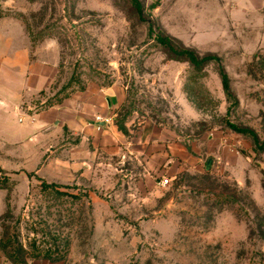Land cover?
<instances>
[{"label":"rangeland","instance_id":"1","mask_svg":"<svg viewBox=\"0 0 264 264\" xmlns=\"http://www.w3.org/2000/svg\"><path fill=\"white\" fill-rule=\"evenodd\" d=\"M136 1L0 0V39L55 68L50 84L22 101L21 115L88 83H117L125 90L116 117L123 132L127 122L130 135L147 123L165 141L214 133L235 149L173 174L166 166L145 171L126 149L84 157L69 173L47 157L39 170H17L0 139L7 264L16 250L19 264H264V148L226 125L248 127L264 141V46L241 56L233 21L209 17L208 2L219 0ZM160 35L218 61L194 67L159 44ZM62 145L54 147L56 163L66 160Z\"/></svg>","mask_w":264,"mask_h":264},{"label":"crops","instance_id":"2","mask_svg":"<svg viewBox=\"0 0 264 264\" xmlns=\"http://www.w3.org/2000/svg\"><path fill=\"white\" fill-rule=\"evenodd\" d=\"M208 4L209 17L217 15L225 19V24L231 20L237 27L236 32L241 35L238 43L245 48L241 56L264 46V0H219ZM254 26L257 30H252ZM243 30L247 31L246 35L241 33ZM54 74V66L30 61L25 45L0 39V139L12 153L10 158L14 159L17 170H39L38 165L43 157H47L46 161L55 168L60 169L63 165L71 173L84 163V157L91 158L98 153L118 156L126 149L139 155L145 171L166 166L167 170L174 171L173 174L189 169L195 163L198 167L205 155L220 157L235 149L229 141L222 143V136L214 133L205 140L188 141L176 137L165 141L161 138L162 129L155 131L157 129L147 123L130 135L133 130L127 122L124 123L126 132H123L116 125V117L125 99V90L117 83L106 86L88 83L40 112L21 115L22 101L42 91ZM96 115L110 117L111 122H97L94 120ZM61 142L59 152L64 153L66 160L56 163L58 159L54 158V152L57 149L54 147ZM0 264H7L2 257Z\"/></svg>","mask_w":264,"mask_h":264},{"label":"trees","instance_id":"3","mask_svg":"<svg viewBox=\"0 0 264 264\" xmlns=\"http://www.w3.org/2000/svg\"><path fill=\"white\" fill-rule=\"evenodd\" d=\"M132 1L135 4H137L136 0H132ZM157 40H158L159 44H161L162 46L167 48L168 51L171 54H173L175 57L188 61L194 67H199V66L205 64L206 62H208L210 60H217L218 61V58H216L215 56L206 55V56L200 57L192 49H189L186 47H181V48L176 47L172 43V39L169 36L160 35L157 37ZM219 77L221 80V85H222V89H223L224 94L226 95L227 98H232L233 95H232V91L230 89L229 78H228V75L222 66H220V68H219ZM226 125L229 129H231L237 133L246 134V135L251 136L254 147L256 148V150H260V149L264 148V141L259 140V137L254 130H252L248 127L235 125V124L228 122V121L226 122ZM44 186L45 187H48V186L54 187V185H44ZM18 254H19L18 250H16V252L13 254H11V253L8 254V257L10 258V260H11L10 262L12 264H19V262H17V260H16L18 257Z\"/></svg>","mask_w":264,"mask_h":264},{"label":"built area","instance_id":"4","mask_svg":"<svg viewBox=\"0 0 264 264\" xmlns=\"http://www.w3.org/2000/svg\"><path fill=\"white\" fill-rule=\"evenodd\" d=\"M94 120L97 122H102L104 124H109L111 122V118L110 117H101L99 115H96L94 117ZM168 182L167 178H164L163 180L160 181V184L165 185Z\"/></svg>","mask_w":264,"mask_h":264}]
</instances>
